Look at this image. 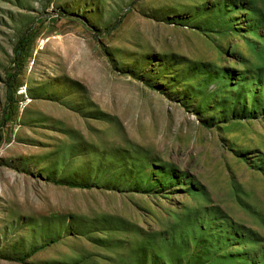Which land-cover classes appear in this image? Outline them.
I'll return each mask as SVG.
<instances>
[{
	"label": "rangeland",
	"instance_id": "374dc122",
	"mask_svg": "<svg viewBox=\"0 0 264 264\" xmlns=\"http://www.w3.org/2000/svg\"><path fill=\"white\" fill-rule=\"evenodd\" d=\"M0 264H264V0H0Z\"/></svg>",
	"mask_w": 264,
	"mask_h": 264
},
{
	"label": "trees",
	"instance_id": "16d2710c",
	"mask_svg": "<svg viewBox=\"0 0 264 264\" xmlns=\"http://www.w3.org/2000/svg\"><path fill=\"white\" fill-rule=\"evenodd\" d=\"M76 186H78V187H84V188H86V187H88L87 185H76ZM29 255V254H28ZM27 255V256H28ZM21 262H23V263H26V258H24V257H22V258H20L19 259Z\"/></svg>",
	"mask_w": 264,
	"mask_h": 264
}]
</instances>
